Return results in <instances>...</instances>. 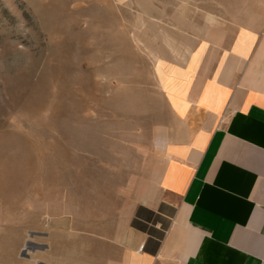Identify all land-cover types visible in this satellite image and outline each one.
Here are the masks:
<instances>
[{"label":"rangeland","instance_id":"obj_1","mask_svg":"<svg viewBox=\"0 0 264 264\" xmlns=\"http://www.w3.org/2000/svg\"><path fill=\"white\" fill-rule=\"evenodd\" d=\"M144 2L0 0V264H47L54 224L126 225L163 159L145 28L264 21V0H154L147 23Z\"/></svg>","mask_w":264,"mask_h":264},{"label":"crops","instance_id":"obj_2","mask_svg":"<svg viewBox=\"0 0 264 264\" xmlns=\"http://www.w3.org/2000/svg\"><path fill=\"white\" fill-rule=\"evenodd\" d=\"M161 32L144 44L163 159L111 235L54 224L47 264H264V21Z\"/></svg>","mask_w":264,"mask_h":264}]
</instances>
